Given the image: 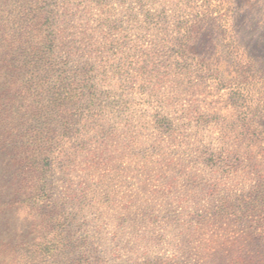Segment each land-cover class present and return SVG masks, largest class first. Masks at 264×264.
I'll use <instances>...</instances> for the list:
<instances>
[{
	"label": "rangeland",
	"instance_id": "1",
	"mask_svg": "<svg viewBox=\"0 0 264 264\" xmlns=\"http://www.w3.org/2000/svg\"><path fill=\"white\" fill-rule=\"evenodd\" d=\"M55 9L57 60L85 97L66 127L32 121L51 130V186L0 209V241L42 239L49 213L61 243L36 264H264V0Z\"/></svg>",
	"mask_w": 264,
	"mask_h": 264
},
{
	"label": "trees",
	"instance_id": "2",
	"mask_svg": "<svg viewBox=\"0 0 264 264\" xmlns=\"http://www.w3.org/2000/svg\"><path fill=\"white\" fill-rule=\"evenodd\" d=\"M55 5L56 0H0V209L28 207V203L41 199L51 186L52 168L48 156L51 130L31 124L32 121L61 113L66 127L67 105L85 97L83 90L67 81L68 76L61 66L63 62L57 60L59 37ZM180 37L176 45L180 56L185 58L186 35ZM57 73V80L63 81L49 83ZM158 123L163 125L162 120ZM36 141L35 149L29 146V142ZM8 185L11 187L8 190L15 193L10 199L3 197ZM47 216L41 230L50 224L52 227L42 239L28 240L17 235L0 241L2 264H22L24 259L36 264L37 248L43 242L48 249H54L48 251L54 256L61 243L62 236L57 232L62 224L59 216L55 221L50 219L49 213Z\"/></svg>",
	"mask_w": 264,
	"mask_h": 264
}]
</instances>
